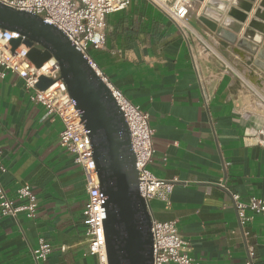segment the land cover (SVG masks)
Returning a JSON list of instances; mask_svg holds the SVG:
<instances>
[{"label":"crops","instance_id":"obj_1","mask_svg":"<svg viewBox=\"0 0 264 264\" xmlns=\"http://www.w3.org/2000/svg\"><path fill=\"white\" fill-rule=\"evenodd\" d=\"M206 1L191 0V19ZM200 29L173 20L158 0H130L126 9L108 15L106 43L90 53L149 114V168L173 182L168 201H152L154 218L176 222L198 264H247L249 246L264 264V213L248 211L242 224L233 199L234 193L244 202L264 199L263 93L233 67L249 80V66L235 47L224 48ZM256 72L264 90V76ZM63 127L60 118L30 100L20 76L0 77V153L6 167L0 180L11 198L29 185L39 204L33 218L24 212L0 217V264H35L41 237L54 246L41 264H98L85 234L84 169L60 144Z\"/></svg>","mask_w":264,"mask_h":264},{"label":"built area","instance_id":"obj_2","mask_svg":"<svg viewBox=\"0 0 264 264\" xmlns=\"http://www.w3.org/2000/svg\"><path fill=\"white\" fill-rule=\"evenodd\" d=\"M158 1L173 20L189 23L191 0H174L169 2L170 4L166 0ZM0 2L17 10L39 15L46 22L55 25L84 54L106 82L123 111L131 132V143L139 172V191L152 216L154 264H198L186 251V241L180 235L176 222L160 221L153 216L152 201L154 199L168 201L173 182L158 178L149 168L154 155L153 130L149 114L113 84L90 53L91 47L100 48L106 43L108 15L126 9L130 0H0ZM19 37H21L19 32L0 29V77L16 73L24 80L30 100L44 105L47 115H55L62 120L64 127L60 132V144L73 153L75 162L83 167L85 173L88 198L82 213L88 251L97 256L98 264H108L105 233L106 196L100 189L89 130L61 78L58 63L53 59L50 66L46 67L44 64L36 67L28 58L29 48L25 44H20L12 51L11 40ZM41 75L55 80L45 90L38 87ZM0 170L6 171L1 153ZM233 199L242 224L249 220L248 211L264 213L262 198L253 197L244 202L239 194L234 193ZM38 205L37 196L29 185L20 186L16 197L11 198L0 180V217L17 216L24 212L29 218H33L37 214ZM53 249L54 246L41 237L39 246L34 250L35 264L46 261ZM62 249H65V246H62ZM247 264H259L255 260L253 246L248 247Z\"/></svg>","mask_w":264,"mask_h":264},{"label":"water","instance_id":"obj_3","mask_svg":"<svg viewBox=\"0 0 264 264\" xmlns=\"http://www.w3.org/2000/svg\"><path fill=\"white\" fill-rule=\"evenodd\" d=\"M188 22L197 30L201 26L213 33L224 48L235 47L242 63L264 76V0H207L198 17H189ZM0 29L21 34L11 40L12 51L25 44L36 67L51 59L58 63L61 78L81 112L100 189L106 196L108 264H154L152 216L139 191L131 132L109 86L66 35L41 16L0 2ZM54 81L41 75L38 87L45 90Z\"/></svg>","mask_w":264,"mask_h":264},{"label":"rangeland","instance_id":"obj_4","mask_svg":"<svg viewBox=\"0 0 264 264\" xmlns=\"http://www.w3.org/2000/svg\"><path fill=\"white\" fill-rule=\"evenodd\" d=\"M172 1H174V0H172ZM171 0H169L168 2H172ZM169 3V4H170ZM233 67L235 68V70L238 72V73H240V74H242L243 75V77L246 79V82H248L251 86H253V87H255V88H257L258 90H260L259 92L260 93H263V97H264V90L262 89L263 87L261 86V85H263V83L262 82H258V80L255 78V76H250V78H251V81L253 82V84L251 83V82H249V80H248V78L243 74V72L241 71V69L240 68H238L237 66H235V65H233ZM257 87H256V86ZM259 88H261V89H259Z\"/></svg>","mask_w":264,"mask_h":264},{"label":"bare ground","instance_id":"obj_5","mask_svg":"<svg viewBox=\"0 0 264 264\" xmlns=\"http://www.w3.org/2000/svg\"><path fill=\"white\" fill-rule=\"evenodd\" d=\"M161 2H165V0H160ZM166 1H168V0H166ZM205 1V0H204ZM53 59H51V60H49L48 62H46L45 63V66L47 67V66H50L52 63H53ZM248 66V65H247ZM249 70L251 71L250 73H251V76L253 77V76H255V73H257L256 72V69H254V68H251L250 66H249ZM249 77V76H248ZM249 80H250V82L251 83H253L252 81H251V78L249 77Z\"/></svg>","mask_w":264,"mask_h":264}]
</instances>
